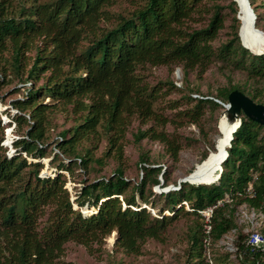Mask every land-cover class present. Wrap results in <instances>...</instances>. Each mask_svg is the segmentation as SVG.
<instances>
[{
  "label": "trees",
  "instance_id": "obj_1",
  "mask_svg": "<svg viewBox=\"0 0 264 264\" xmlns=\"http://www.w3.org/2000/svg\"><path fill=\"white\" fill-rule=\"evenodd\" d=\"M119 1L0 0L2 73L5 78L14 75L24 86L31 84L24 98L12 103L18 113L11 114L9 125L16 124L20 138L13 143L11 156L1 146L0 120V264H74L64 260L68 243L96 256L113 233L117 234L116 251L141 256L148 241L163 242L185 215L198 219L190 261L208 264L199 211L216 207L212 243L239 229L240 206L264 214V127L244 115L217 183H183L179 190L156 195L154 187L166 188L171 182L167 171L143 155L139 163L143 177L134 184L126 179L123 168L133 119L149 126L134 135L135 145L145 140L159 143L178 164L182 138L169 132L168 126L200 125L206 110L225 109L222 104L228 105L234 91L264 105V55L243 46L239 6L234 1L225 5L229 0H131L133 10L113 12ZM249 1L259 28L264 18L256 0ZM203 20L206 23L201 25ZM226 29V40L217 45ZM215 65L228 86L201 99L186 94L171 80L151 85L145 79L149 67H181L187 80L195 72L202 78ZM236 75L244 82L234 84ZM175 93L185 94L180 100L164 102ZM59 107H71L76 124L56 142L58 152L52 162H58V173L42 177L40 160L48 156L51 116ZM102 141L108 149L96 159L94 151ZM87 142L93 147H84ZM216 146L214 142L204 152L203 161ZM111 158L120 163L115 173L86 182L73 202L63 171L88 172L91 165L104 167ZM250 186L252 197L246 195ZM156 200L164 202L158 217L144 208L156 209ZM84 207L95 208V213H82ZM165 211L172 216H164ZM249 235L239 233L241 264H264V253L247 246Z\"/></svg>",
  "mask_w": 264,
  "mask_h": 264
},
{
  "label": "rangeland",
  "instance_id": "obj_2",
  "mask_svg": "<svg viewBox=\"0 0 264 264\" xmlns=\"http://www.w3.org/2000/svg\"><path fill=\"white\" fill-rule=\"evenodd\" d=\"M229 0L225 5H228ZM235 2V1H234ZM134 3L131 0H120L119 3L112 9L113 12L125 13L134 9ZM237 4V3H236ZM264 4V0H256V6L258 11L262 13L264 18V8L261 6ZM238 7V4H237ZM239 8V7H238ZM229 11L227 10L226 13ZM206 20H203V24ZM201 25H194L200 27ZM229 23H227V26ZM259 30L264 32V20L259 22ZM228 30L226 29L221 33L220 39L216 42L220 45L221 42L226 40ZM3 64L0 63V120L2 128H4L3 140L1 146L6 150L7 156L13 155V143L20 138L17 132L16 124L9 123L12 120L11 114H17L18 111L13 108L12 103L17 100H22L26 95L25 89L31 88V84L24 86L19 79L14 75H8L4 77L1 68ZM185 74L181 67H149L145 72V79L151 85H156L160 81L171 80L176 82L181 88L185 90V93H192L193 96H211L216 95L217 91L221 87L228 86V81L225 76L218 69V66H213L202 77L199 78L197 73H191L187 80L184 77ZM5 81V82H4ZM234 84L243 83L244 80L241 76L236 75L233 79ZM177 85V86H178ZM18 90L15 93V90ZM194 90L195 92H191ZM175 93L168 97L164 102L168 100H180L182 95ZM50 98L45 99V103H49ZM183 102V101H182ZM225 109L219 110H206V115L202 119L200 125H193L185 123L182 127L168 126V131L176 132L181 136L183 142V150L180 153V161L175 164L170 156L166 153L164 147L156 142L145 140L140 146H136L134 143V135L140 130H145L149 126H143L137 119H133L129 132L127 134V140L125 145L124 165L125 177L134 184H138L143 177L142 165L140 160L143 155L148 156L152 164L160 167L164 171H167L171 177V182L166 188L159 186L154 187L153 191L156 195L163 193L169 188L178 190L180 188V182L184 177L189 176L198 164L203 163V154L208 151L212 143H220L224 134L220 128L221 117L224 114ZM71 107L59 109L54 113L51 118L53 121V128L49 133V150L48 156L41 161L44 164V169L41 173L42 177L50 176L54 177L58 173V162H52L54 152L57 153L56 142L63 131H67L76 124V116L71 112ZM214 111V112H213ZM168 114H171L170 112ZM239 125V122H238ZM235 126V130L237 129ZM26 132V128L23 129ZM2 137L0 133V138ZM94 143H84V147H93ZM230 147V146H229ZM108 149L106 141L100 143L98 150L94 151L96 159H100L104 156ZM217 151V149H216ZM215 151V152H216ZM212 153V152H211ZM210 153V155H211ZM26 156V155H25ZM61 159H64L60 155ZM29 161H34L29 158ZM37 161V160H35ZM106 165L101 167L99 165H91L88 172H85L81 168H76L74 175L63 171L64 176L67 179L66 188L70 192L71 200L74 202L84 187L85 183L92 182L96 179L109 178L119 168L120 163L115 159H108ZM62 172V171H61ZM164 184V180H162ZM155 197L152 198L154 200ZM141 203V201H140ZM156 209H153L151 205H144L154 216L158 217V209L164 206L163 201L156 200ZM241 207V206H240ZM74 208L78 209L77 204H74ZM186 210L188 208L186 207ZM82 213L91 215L95 213V208L84 207L81 209ZM164 216L170 217L172 214L169 211L164 212ZM238 219V218H237ZM239 229L233 230L229 234L225 235L218 243H212L208 250L205 252V260L208 264H241V253L238 250V237L239 233L250 234L253 231V226L250 221L247 223H240L238 219ZM198 223L196 216L185 215L181 217L174 225L169 229L165 235L163 242L150 240L147 242L143 249V255L130 256L123 251L115 250V242L117 234L113 233L107 240L104 247V251L97 253L96 256L91 255L87 249L76 243H68L65 246L64 260L72 262L74 264H194L196 261H190V253L193 246L192 232ZM256 223V222H255ZM257 223L260 226L257 227L261 231V221L257 219Z\"/></svg>",
  "mask_w": 264,
  "mask_h": 264
},
{
  "label": "bare ground",
  "instance_id": "obj_3",
  "mask_svg": "<svg viewBox=\"0 0 264 264\" xmlns=\"http://www.w3.org/2000/svg\"><path fill=\"white\" fill-rule=\"evenodd\" d=\"M236 2L240 9L239 16L242 23V37L244 43L257 52L264 51V32L260 31L257 27H255V29L259 31L253 28V19L248 7V0H236ZM238 122L239 117L237 115V109H231V107L227 108L221 117L220 128L224 136L220 140L217 151L212 152L207 160L198 164L194 172L184 177V179H189L196 183L217 182L216 179L223 169V160L226 156L227 148L230 146L231 138Z\"/></svg>",
  "mask_w": 264,
  "mask_h": 264
},
{
  "label": "water",
  "instance_id": "obj_4",
  "mask_svg": "<svg viewBox=\"0 0 264 264\" xmlns=\"http://www.w3.org/2000/svg\"><path fill=\"white\" fill-rule=\"evenodd\" d=\"M234 1L236 2V0H234ZM248 7H249V10L251 12L252 19H253V28L255 29L257 16H256V14H255V12H254V10L252 8V5H251L249 0H248ZM238 19L241 21L239 15H238ZM241 25H242V23H241ZM255 30L259 31L257 29H255ZM240 38H241L243 46L245 48H247L248 50H250L253 54L258 55V56L264 55V51H260V52L258 51L257 52L253 48H249L244 43L243 37H242V26L240 28ZM220 104H222V103H220ZM222 105H223L224 108L231 107V109H233V108L237 109V115L239 117V125H238L237 129L241 126L242 116L243 115L246 116L248 119H250V120H252V121H254V122H256V123H258V124H260V125H262L264 127V105L256 103L253 99H251L249 96L243 94L242 92H240V91L232 92L230 94V96H229L228 105H224V104H222ZM237 129L235 130V132L237 131ZM234 133L232 135L231 142L234 139ZM230 147H231V143H230ZM216 149H218V146H216ZM228 156H229L228 151H226V156L224 157V160H223L224 162L227 160ZM222 171H223V169L221 170V173L218 175V177L216 179L217 182H219V180L221 178ZM217 182H211V183L199 182V183H196V182H192L189 179H183L180 182V187H181V184H183V183H189V184H192V185H211V184H214V183H217ZM160 187L161 186H159V188ZM171 191H176V190H174L173 188H169L166 191H162V192L163 193H169Z\"/></svg>",
  "mask_w": 264,
  "mask_h": 264
},
{
  "label": "built area",
  "instance_id": "obj_5",
  "mask_svg": "<svg viewBox=\"0 0 264 264\" xmlns=\"http://www.w3.org/2000/svg\"><path fill=\"white\" fill-rule=\"evenodd\" d=\"M178 85V84H177ZM179 86V85H178ZM195 98H200V96H194ZM246 195L252 197L254 195V191L252 186L248 188L246 191ZM183 205L190 210V206L188 203L184 202ZM223 203L220 202L218 206H222ZM88 208V207H87ZM216 207H210L204 211H199V215L202 218L203 221V230H204V240H203V246L205 249V252L208 250L209 246L211 245V232L213 229V216L214 211ZM237 218L239 219L240 223H247V221H250V223L253 226V231L250 233L249 237L246 240V244L249 247L256 248L261 250L264 253V234L260 230L257 229V227L260 226V223H257V219L261 221V224L264 223V214L261 212H258L254 209H249L246 205H242L238 208ZM256 222V223H255Z\"/></svg>",
  "mask_w": 264,
  "mask_h": 264
}]
</instances>
